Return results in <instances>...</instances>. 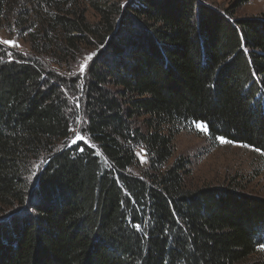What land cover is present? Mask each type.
<instances>
[{
	"label": "trees",
	"instance_id": "1",
	"mask_svg": "<svg viewBox=\"0 0 264 264\" xmlns=\"http://www.w3.org/2000/svg\"><path fill=\"white\" fill-rule=\"evenodd\" d=\"M248 1L0 0L32 48L0 43V264H264V198L191 189L190 161L170 163L201 121L264 156V16L239 17Z\"/></svg>",
	"mask_w": 264,
	"mask_h": 264
},
{
	"label": "rangeland",
	"instance_id": "2",
	"mask_svg": "<svg viewBox=\"0 0 264 264\" xmlns=\"http://www.w3.org/2000/svg\"><path fill=\"white\" fill-rule=\"evenodd\" d=\"M201 1L227 7L233 0ZM237 15L239 17L264 16V0H249L238 9ZM87 17L92 22L98 20L97 13L91 8L87 11ZM4 40H11L14 43L4 44ZM0 43L14 52L32 55L31 44L26 35L21 30L14 29L10 22L0 24ZM89 56L81 59L80 64L76 65V73L85 72V70L80 71V66L85 64V61L87 66ZM50 67L61 76L69 75L65 65L53 64ZM80 122L82 123V118H79L78 123ZM207 132L197 128L195 124L182 130L175 137V152L170 163L180 156L190 161V173L186 176V185L191 189H197L205 186L225 187L234 183L238 184L245 193L264 198V156L242 144L222 142L220 139L212 142L208 139ZM78 135L84 137L80 129L76 128L69 143H76L79 140ZM136 154L139 159L137 170L140 172L147 167L148 159L142 148H138ZM38 165L39 163L34 165V168L36 166L37 169ZM3 217L5 215H1L0 219Z\"/></svg>",
	"mask_w": 264,
	"mask_h": 264
},
{
	"label": "snow or ice",
	"instance_id": "3",
	"mask_svg": "<svg viewBox=\"0 0 264 264\" xmlns=\"http://www.w3.org/2000/svg\"><path fill=\"white\" fill-rule=\"evenodd\" d=\"M4 44H13L14 42L11 41V40H4L3 41ZM94 55V54H93ZM92 56L90 55L87 59L88 60H91ZM86 63L87 61H85V64L81 65L80 66V71L83 72L85 70V67H86ZM196 123V127L201 129L202 131H208V128H207V123L204 122V121H201V122H195ZM78 139H83L82 136H79L77 137ZM222 142H228L225 137L221 136V137H218ZM245 147H248L249 145H244ZM255 151L257 152H260L261 149L260 148H255ZM137 227H139V225H137ZM258 247L261 249V250H264V243H260L258 244Z\"/></svg>",
	"mask_w": 264,
	"mask_h": 264
}]
</instances>
